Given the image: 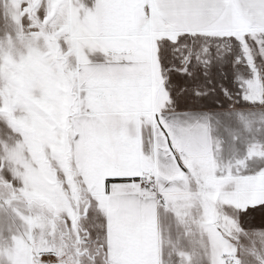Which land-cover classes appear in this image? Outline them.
I'll return each mask as SVG.
<instances>
[{
  "label": "snow or ice",
  "instance_id": "1",
  "mask_svg": "<svg viewBox=\"0 0 264 264\" xmlns=\"http://www.w3.org/2000/svg\"><path fill=\"white\" fill-rule=\"evenodd\" d=\"M0 264H264V0H0Z\"/></svg>",
  "mask_w": 264,
  "mask_h": 264
}]
</instances>
